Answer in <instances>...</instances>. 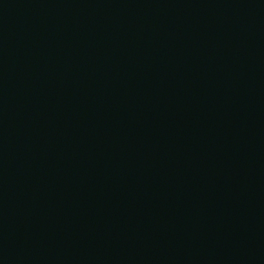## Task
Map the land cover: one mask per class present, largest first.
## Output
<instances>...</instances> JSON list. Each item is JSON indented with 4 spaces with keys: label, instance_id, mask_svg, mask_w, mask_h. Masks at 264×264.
Returning <instances> with one entry per match:
<instances>
[{
    "label": "water",
    "instance_id": "obj_1",
    "mask_svg": "<svg viewBox=\"0 0 264 264\" xmlns=\"http://www.w3.org/2000/svg\"><path fill=\"white\" fill-rule=\"evenodd\" d=\"M0 264H264L228 0H0Z\"/></svg>",
    "mask_w": 264,
    "mask_h": 264
}]
</instances>
